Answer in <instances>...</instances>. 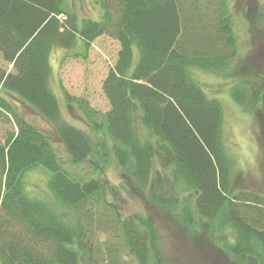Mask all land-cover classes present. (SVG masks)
<instances>
[{
	"label": "trees",
	"instance_id": "trees-1",
	"mask_svg": "<svg viewBox=\"0 0 264 264\" xmlns=\"http://www.w3.org/2000/svg\"><path fill=\"white\" fill-rule=\"evenodd\" d=\"M97 3L101 20L78 22L67 0H0V115L14 126L0 143V264H80L84 254L89 264H97L98 248L92 244L98 243V232L114 235L116 224L120 243L137 264H165L152 219H120L106 185L98 178H76L46 135L20 114V108L28 109L50 126L70 165L89 160L96 143L63 121L49 88V55L55 47L68 50L79 40L89 45L103 35L116 40L119 50L102 82L110 106L102 123L85 101L67 96V102L112 142L131 187L160 192L163 173L153 167L159 157L180 190L183 213L204 221L220 215L222 229L233 236L228 239L223 232L224 252L235 264H264V194L233 190L234 160L223 143V108L190 73L193 68L224 73L234 65L239 49L228 1ZM254 22L264 28L262 9ZM257 77L253 86L238 84L231 95L260 118L264 80ZM258 126L264 164L263 121ZM37 168L48 174L47 189L60 207L74 215L73 225L26 192L24 176ZM101 216L106 222L113 218L114 224L104 225ZM106 249L110 263L118 264L117 249Z\"/></svg>",
	"mask_w": 264,
	"mask_h": 264
},
{
	"label": "rangeland",
	"instance_id": "rangeland-1",
	"mask_svg": "<svg viewBox=\"0 0 264 264\" xmlns=\"http://www.w3.org/2000/svg\"><path fill=\"white\" fill-rule=\"evenodd\" d=\"M97 1L67 0L78 22L82 19L101 20L102 11ZM227 1L239 49L234 65L224 73L197 68L190 69V73L205 95L217 100L223 108V143L227 154L234 160L233 190L264 194V164L261 162L258 139V125L262 121L264 124V111L259 118L256 113L239 106L231 95L238 84L253 86L254 82L259 80L257 75H261L264 80V28L261 29L254 22L258 9H262L264 13V0ZM118 50V42L103 35L89 45L79 40L68 50L55 47L49 55V88L57 99L63 121L83 131L94 144L96 143L97 152L86 162L76 166L70 165L65 150L50 126L28 109L20 108V114L46 135L56 155L64 163V168L71 171L76 178H98L106 185L107 199L115 206L120 219H129L134 215L152 219L157 244L165 264H235L222 248L223 232L227 233L228 239L233 236L228 228L222 229L220 215L211 221H204L195 214L194 217L184 214L179 207L182 202V195L178 194L180 190L176 186L173 187L157 156L153 167L163 173V187L160 192L156 195L152 190L150 193L149 190L142 191L131 187L126 179L128 172H121L114 157L112 142L102 131H94L84 122L76 104L70 105V102H67V96L85 101L97 112L96 122L102 123V114L110 108L102 91V82L114 65ZM12 129L13 124L0 115V143L6 131ZM138 132L140 138L145 137L141 129H138ZM102 142L105 147H101ZM48 179V174L40 168L27 172L24 176L26 192L30 197L45 201L73 225L74 215L60 207L48 191ZM100 220L106 226L114 224L113 218L106 222L101 216ZM111 230L114 235L98 232V243L92 244L98 248L95 253V259L99 262L97 264H111L107 246L117 249L114 253L118 264H137L120 243L119 224ZM83 256L80 264H89L85 254Z\"/></svg>",
	"mask_w": 264,
	"mask_h": 264
}]
</instances>
